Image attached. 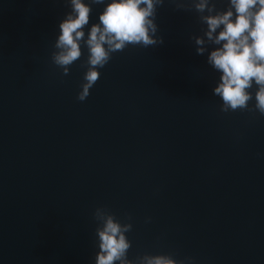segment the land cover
Returning <instances> with one entry per match:
<instances>
[{"label":"water","instance_id":"obj_1","mask_svg":"<svg viewBox=\"0 0 264 264\" xmlns=\"http://www.w3.org/2000/svg\"><path fill=\"white\" fill-rule=\"evenodd\" d=\"M192 5L163 0V42L113 52L80 101L83 40L103 5L91 3L64 74L51 54L67 0H0V264H95L107 216L127 226V264H264L258 86L244 109L222 110L206 62L219 45Z\"/></svg>","mask_w":264,"mask_h":264},{"label":"clouds","instance_id":"obj_2","mask_svg":"<svg viewBox=\"0 0 264 264\" xmlns=\"http://www.w3.org/2000/svg\"><path fill=\"white\" fill-rule=\"evenodd\" d=\"M70 11L57 24V33L51 54L53 64L67 74L68 67L81 56V40L84 26L89 22L91 3L103 5L97 14V22L91 24L83 40L87 47V68L82 74V83L76 98L83 101L89 89L99 77L111 54L128 45L147 47L162 43L154 22L156 8L163 0H67ZM230 7L222 13H212L209 0H193L197 12L208 11L201 19L206 24L204 37L214 45L208 52L206 62L220 75L211 89L218 96L222 110L244 109L253 94L246 89L257 85L254 94L255 108L264 115V0H228ZM222 26V27H221ZM217 29H220L217 31ZM196 53L203 54L205 39L195 37ZM127 226L104 219L97 229L99 251L95 264H127L122 260L129 244L123 235ZM144 264H175L167 256L144 258Z\"/></svg>","mask_w":264,"mask_h":264}]
</instances>
